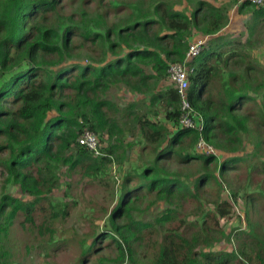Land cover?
Wrapping results in <instances>:
<instances>
[{"label":"trees","instance_id":"1","mask_svg":"<svg viewBox=\"0 0 264 264\" xmlns=\"http://www.w3.org/2000/svg\"><path fill=\"white\" fill-rule=\"evenodd\" d=\"M184 3L191 5L190 13L177 8ZM247 6L253 8L244 40L218 35L230 21V7L208 0H0V170L9 183L35 196L30 202L9 196L0 201L4 228L21 211L30 219L41 194L59 183L62 166L103 183L114 155L128 146L127 118L133 116V128L146 145H153L155 159L126 176L127 182L138 178L134 187L124 188L116 209L124 208L128 221L115 226L120 238L105 232L116 242L117 257L106 260L100 255L95 264H123L127 259L138 264L143 231L157 226L131 219L141 198L128 200L131 193L156 191L157 197L174 205L157 217V224L173 223L177 209L169 199L186 196L189 188L181 175L170 173L160 162H217L218 154L197 149L204 140L217 151L234 154L219 164L224 174L230 164L244 160L236 153L244 148L254 119L264 127V105L260 115L255 112L260 103L256 95L264 96V79L256 72L264 74V68L253 52L254 35L264 30V7L244 2L239 11ZM195 32L212 36L186 64L192 69L188 97L202 129L181 125L184 111L175 84L160 88L170 77V66L184 63ZM219 83L223 93L217 95ZM121 87L144 95L150 103H130L123 111L124 123L111 114L121 109L109 97L112 89ZM161 112L165 121L157 117ZM86 131L108 135V144L101 146L103 155L80 143ZM252 134L256 147L264 146V134ZM215 180V172L202 174L197 188ZM234 199V192L230 200L220 198L216 211L204 213L193 226L184 220L170 228L154 264H264V237L249 235L237 250L215 249L217 237L224 234L221 217L230 215ZM63 211L66 219L70 210ZM182 227H189L188 234ZM93 249L94 245H83L84 257Z\"/></svg>","mask_w":264,"mask_h":264},{"label":"rangeland","instance_id":"2","mask_svg":"<svg viewBox=\"0 0 264 264\" xmlns=\"http://www.w3.org/2000/svg\"><path fill=\"white\" fill-rule=\"evenodd\" d=\"M208 1L217 6L230 7V21L218 35H226L230 38L234 35L246 40L249 36L246 24L251 21V13L248 11L253 7L247 6L244 12H241L233 0ZM177 8L191 12V5L188 3ZM210 37L212 36L195 32L193 41L205 42ZM254 40L256 48L253 52L264 68V30L257 32ZM256 75L263 76L264 79L263 73L256 72ZM170 84H174L171 75L166 82H162V86L166 87ZM222 93L223 88L219 83L215 94ZM109 94L121 109L120 112L116 114L111 112V114L118 117L122 123L125 121L123 111L130 103L145 101L147 106L150 104L147 98L139 94L137 95L141 100L136 101V92L126 87L112 89ZM256 98L260 103L255 105V112L260 115L264 96L258 94ZM132 118L133 116L127 118L129 119L126 135L128 146L114 155L115 162L111 163L103 174V183H96L86 174L82 175L80 171L71 172L68 166H62L59 171V183L51 192L44 191L41 194L34 204L30 219L21 211L14 222L5 229L6 215L2 218L0 216V264H84V262L95 264L97 256L100 255L106 256V260H114L117 257L116 242L108 239L105 232L111 231L115 237L120 238L115 232V226L128 221V218L124 217L125 209H116L122 200L124 188L134 187L138 178L127 182L126 176L131 172L135 174L136 170L152 164L155 159L153 145L151 143L146 145L145 138L137 134L138 129L133 128ZM251 128L253 133L261 131L264 134V127L259 126L257 119H254ZM252 132L244 136V148L236 153L244 160L236 165L230 164L224 174L221 173L219 164L234 154L220 150L214 151V154L219 156L217 162L205 164L202 159L189 164L177 163L175 159L160 162V165L166 167L170 173L181 175L182 181L189 188L186 196L169 199L176 204L174 208L177 209L175 214L177 220L173 223L157 224V217L166 208L174 205L169 204L167 199L157 197L156 191H148L144 188L131 193L132 197L129 196L128 200L141 197L132 210L131 219L152 221L157 226L156 229L143 231L144 239L138 246L136 254L138 264H154L160 245L165 242L170 228L178 226L184 220L193 226V223L201 219L204 213L216 211L215 205L220 198L230 200L233 192L236 193L237 200H233L230 215L221 217L224 234L217 237L215 249L237 250L249 235L264 237V146L256 147V139ZM98 138L102 146L108 144V135L98 134ZM144 145L147 146V150L143 149ZM209 171L215 172L217 180L205 182L197 188L196 179ZM5 196L17 197L25 202L35 199V196L24 192L19 185L9 183L6 175L0 170V201ZM5 201H9V198ZM65 207L69 208L70 215L63 219ZM188 228L182 227V231L188 234ZM58 242L60 244L56 246ZM83 245H94L90 256L84 257ZM123 264L130 262L127 259Z\"/></svg>","mask_w":264,"mask_h":264},{"label":"built area","instance_id":"3","mask_svg":"<svg viewBox=\"0 0 264 264\" xmlns=\"http://www.w3.org/2000/svg\"><path fill=\"white\" fill-rule=\"evenodd\" d=\"M248 2L257 7H264V0H239L238 4ZM206 42V41H205ZM204 41H193L189 51L187 52V57L184 63L177 62L173 63L169 69V75L172 77V81L177 86L180 96H181V108L184 111L180 122L184 127H200L202 129L203 123H198L194 116L197 114L195 109L192 108L189 97L188 88L190 86V74L192 72L191 67L187 66V62L193 60L202 50ZM80 143L86 145L88 148L94 151L95 155H103L101 150V144L99 142L98 135L91 131H86L84 135L80 138ZM197 149L201 152L214 153L215 148L201 140L197 146Z\"/></svg>","mask_w":264,"mask_h":264},{"label":"crops","instance_id":"4","mask_svg":"<svg viewBox=\"0 0 264 264\" xmlns=\"http://www.w3.org/2000/svg\"><path fill=\"white\" fill-rule=\"evenodd\" d=\"M236 5H239V4H236ZM166 81H167V80L163 81V83L166 82ZM160 87L163 88V89L165 88V87L162 86V83H161ZM166 87H167V86H166ZM136 95H137V94H136ZM139 95H141V94H139ZM139 95L136 96V98H137V99H135L136 101H138V100L141 99ZM138 96H139V97H138ZM141 96H144V95H141ZM138 98H140V99H138ZM157 117H158L159 119H161L162 121H165L164 113L161 112V113L159 114V116H157Z\"/></svg>","mask_w":264,"mask_h":264}]
</instances>
